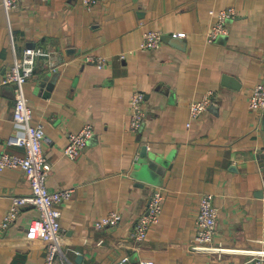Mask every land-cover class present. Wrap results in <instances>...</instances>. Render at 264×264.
Instances as JSON below:
<instances>
[{"label":"crops","instance_id":"0c3cea01","mask_svg":"<svg viewBox=\"0 0 264 264\" xmlns=\"http://www.w3.org/2000/svg\"><path fill=\"white\" fill-rule=\"evenodd\" d=\"M228 7L237 16L227 34L207 44L209 13ZM146 32L179 41L142 51ZM27 47L50 50L63 64L52 73L37 61L25 95L45 135L48 191H74L60 208L65 264H246L243 254L190 251L202 194L213 196L218 211L215 245L264 251V116L248 108L252 88L264 82V0H100L92 10L80 0H22L8 16L0 4V153H22L7 143L22 131L12 122L13 90L1 79ZM84 55L108 62L97 70ZM135 90L144 95L146 117L131 132ZM207 92L216 104L187 127L189 102ZM86 124L94 134L71 161L62 152L67 135ZM143 148L159 169L152 182L142 177ZM155 189L164 192L159 224L137 242L134 224ZM30 194L23 172H0V221L12 198ZM111 212L119 224L95 230ZM35 215L24 207L0 229V264H44L45 243L26 237Z\"/></svg>","mask_w":264,"mask_h":264},{"label":"built area","instance_id":"2783aa9c","mask_svg":"<svg viewBox=\"0 0 264 264\" xmlns=\"http://www.w3.org/2000/svg\"><path fill=\"white\" fill-rule=\"evenodd\" d=\"M22 0H0V4L5 14L8 16L15 10ZM85 10L95 8L100 0H80ZM212 22L208 25L205 33V42L212 44L219 36L227 34V24L233 20L237 13L234 8L228 7L218 12H210ZM161 45V34L158 32H146L140 50L156 49ZM55 53L40 47H27L19 57L14 56L12 65L3 75L1 85L11 87L14 93V104L12 109V122L20 128L21 135L10 137L7 141L9 145L22 149L20 155L3 151L0 153V172L4 170H20L23 172L28 182L31 194L28 197H14L11 205L0 221L2 231L9 228L16 222L19 213L24 207H33L36 215L30 221L26 229L28 240H40L45 243L44 264H65L68 262L61 247L60 218L61 206L70 201L73 189L65 188L55 192H49L46 181L51 171V166L43 153L42 144L44 132L42 127L34 122L33 111L29 107L25 95V85L33 77L37 61L43 60L49 72L56 73L63 64L54 63ZM123 59L124 55L121 54ZM84 64H91L97 70L104 69L108 59L102 56L84 55L80 57ZM144 95L140 91H133L129 101L131 132H136L143 124L146 114L143 109ZM215 95L212 92L205 93L199 99H193L188 104L189 123L199 121L207 112L209 107L214 106ZM248 108L251 112L264 116V82L254 85L251 90ZM94 131L90 124L82 127L78 133L67 135V144L62 150L63 155L76 161L85 148L88 141L93 136ZM163 189H155L133 227V237L135 241L142 242L147 238L150 228L159 224L163 208ZM198 211L194 221V237L190 245V251L194 254L208 255L222 258L228 254H243L249 257L246 264H264V251L233 250L223 247L221 244L215 245L214 238L217 233L218 211L213 205V196L202 194L198 199ZM264 219V209L261 211ZM121 220L117 212H111L108 216L97 220L93 227L95 230L116 227ZM125 260H122L121 264ZM120 264V263H119ZM140 264H153L151 262H141Z\"/></svg>","mask_w":264,"mask_h":264},{"label":"water","instance_id":"95a60500","mask_svg":"<svg viewBox=\"0 0 264 264\" xmlns=\"http://www.w3.org/2000/svg\"><path fill=\"white\" fill-rule=\"evenodd\" d=\"M179 38L174 37V36H162L161 35V42L164 43H169L172 44L173 46H175L174 43H172V41L174 42H178ZM142 158L146 159V163L144 164V167L141 168V172L143 174V178L147 181H155L153 176L150 175V173H154L155 172H159V169L157 168V162L154 158H151L149 156L145 155V148L142 149V153H141ZM259 166L261 169V173L264 174V153H262L259 156ZM261 195H264V190H262Z\"/></svg>","mask_w":264,"mask_h":264}]
</instances>
